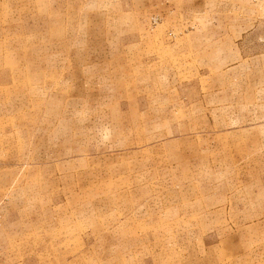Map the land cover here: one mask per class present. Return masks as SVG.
Instances as JSON below:
<instances>
[{
    "label": "rangeland",
    "instance_id": "obj_1",
    "mask_svg": "<svg viewBox=\"0 0 264 264\" xmlns=\"http://www.w3.org/2000/svg\"><path fill=\"white\" fill-rule=\"evenodd\" d=\"M0 264H264V0H0Z\"/></svg>",
    "mask_w": 264,
    "mask_h": 264
}]
</instances>
